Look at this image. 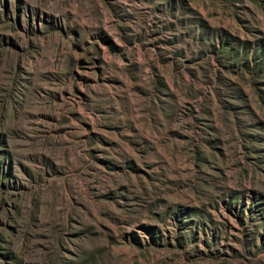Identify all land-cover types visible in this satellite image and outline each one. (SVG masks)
<instances>
[{
	"label": "rangeland",
	"instance_id": "1",
	"mask_svg": "<svg viewBox=\"0 0 264 264\" xmlns=\"http://www.w3.org/2000/svg\"><path fill=\"white\" fill-rule=\"evenodd\" d=\"M0 264H264V0H0Z\"/></svg>",
	"mask_w": 264,
	"mask_h": 264
}]
</instances>
